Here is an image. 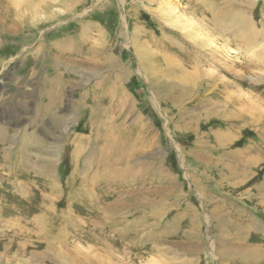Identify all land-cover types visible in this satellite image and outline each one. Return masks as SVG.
Returning a JSON list of instances; mask_svg holds the SVG:
<instances>
[{
	"label": "rangeland",
	"instance_id": "374dc122",
	"mask_svg": "<svg viewBox=\"0 0 264 264\" xmlns=\"http://www.w3.org/2000/svg\"><path fill=\"white\" fill-rule=\"evenodd\" d=\"M26 1L0 0V264H264V0ZM172 41L198 88L141 60Z\"/></svg>",
	"mask_w": 264,
	"mask_h": 264
},
{
	"label": "bare ground",
	"instance_id": "6f19581e",
	"mask_svg": "<svg viewBox=\"0 0 264 264\" xmlns=\"http://www.w3.org/2000/svg\"><path fill=\"white\" fill-rule=\"evenodd\" d=\"M73 1V0H72ZM207 4L208 5V7L209 8H212L213 7V2H209V1H203V3H200V5L199 6H203L204 7V4ZM25 6H24V9H26L27 11H28V13L29 14H34V13H37V12H39V10H40V8H43V6H37V7H34V1L33 0H27L26 1V3L24 4ZM45 6V5H44ZM199 6L198 7H195V8H199ZM18 7H20V6H18ZM206 7V6H205ZM191 8V7H190ZM19 9V8H18ZM196 9V10H197ZM191 10H195V9H191ZM23 11V10H22ZM69 11V10H68ZM19 13H21V12H19ZM41 13V12H40ZM25 15V14H24ZM15 16V15H14ZM26 16H30V15H26ZM33 16H35V14L33 15ZM37 16V15H36ZM159 16V15H158ZM38 17V16H37ZM36 18V17H35ZM34 17H33V19H35ZM22 19V18H21ZM32 19V20H33ZM159 19V18H158ZM163 19H165V21H166V23L168 22V24L171 26V27H174L175 28V25H177V23H178V19H174V17H172V16H169V15H164V18ZM202 19V18H201ZM204 20L201 22V23H203L204 21H206V17L205 18H203ZM38 20V19H37ZM20 21V20H19ZM31 21V20H30ZM34 22V21H33ZM23 23V22H22ZM204 24V23H203ZM160 25V24H159ZM161 26V25H160ZM165 26H167V25H165ZM162 27V26H161ZM168 27V26H167ZM167 27L165 28V29H167ZM171 27H169V28H171ZM208 28H210V30L212 31L211 33L209 32L208 34H209V36H208V38H207V41H205V42H202V40H200L198 37L196 38L195 37V41H194V47H196L194 50H198V49H200L201 47V45H200V41L202 42V44L205 46V47H213L214 45H215V40H214V38H211L210 36H213V28L211 27V26H207ZM28 28V27H27ZM31 30V29H30ZM180 31V30H179ZM204 41V40H203ZM170 43V45H171V47H172V51H171V55H172V57H170L169 55L167 56V58H164L161 62L158 60V58H155V57H152L151 55H148V54H146V52H147V50H146V48H141V50L142 51H140L139 52V56H140V58H141V60L143 61V63H147V64H145V66L147 67V69L148 70H150L151 72H154V69H153V65L154 64H156V65H158V66H164L165 67V70L163 71L164 72V77H166V79L168 80V78H170L171 80H175L176 82H178L179 81V84H177L176 83V85L175 86H173V84L171 83V81L170 80H168V82L169 83H166L165 82V85H164V88H168V90L169 91H174L175 90V88H176V90H177V86H185L186 87V85H184L185 84V82L186 81H188V82H190L191 84H193V85H195V87L196 88H198V86H199V81H201V78H200V73L197 75V74H195L197 77H195V76H193L192 74H190V70L191 69H193L192 68V64L193 63H199V60L201 59V58H199V56L200 55H197L196 54V57L194 58V60H191V57H192V55H193V53H191V52H184V53H182V54H180V56H181V58L180 57H176V55L175 54H177V49H179L180 48V45H179V43L177 42V41H172V42H169ZM179 45V46H178ZM217 50V49H216ZM197 52V51H196ZM226 53H227V51H226ZM168 54H170V51L168 52ZM228 54V53H227ZM184 55H186V56H184ZM224 55V54H223ZM202 56V55H201ZM183 57H185V59L183 58ZM187 57V58H186ZM228 57V56H227ZM193 58V57H192ZM175 59V60H174ZM190 59V60H189ZM227 67H229V66H227ZM224 69V68H223ZM194 70V69H193ZM230 70V69H229ZM196 72H197V70H195ZM228 71V70H227ZM183 87H182V89H183ZM179 89V88H178ZM181 89V88H180ZM95 90H97V89H95ZM228 91V90H227ZM181 92H183L184 93V90H182ZM190 93V92H189ZM51 95V94H50ZM185 96V95H184ZM53 100H55L54 98H53ZM56 101V100H55ZM48 102H50V101H48ZM7 132V131H6ZM4 135H5V133H4ZM7 135V134H6ZM0 140L2 141V142H4V140H5V137L4 138H0ZM132 145V144H131ZM129 146H130V144H129ZM122 148H125V146H121V148L120 149H122ZM21 150V149H20ZM123 151H124V149H123ZM21 153V152H20ZM101 154L102 155H107V149H106V147H104V148H102V150H101ZM6 157V156H5ZM108 157V156H107ZM1 178V177H0ZM121 205V204H120Z\"/></svg>",
	"mask_w": 264,
	"mask_h": 264
}]
</instances>
